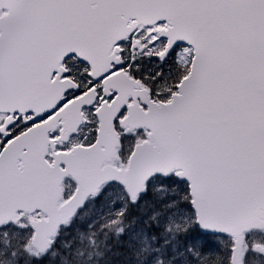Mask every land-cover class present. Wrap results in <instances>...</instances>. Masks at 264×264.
<instances>
[{"label": "snow or ice", "instance_id": "6c2138e0", "mask_svg": "<svg viewBox=\"0 0 264 264\" xmlns=\"http://www.w3.org/2000/svg\"><path fill=\"white\" fill-rule=\"evenodd\" d=\"M0 264H264V0H0Z\"/></svg>", "mask_w": 264, "mask_h": 264}]
</instances>
